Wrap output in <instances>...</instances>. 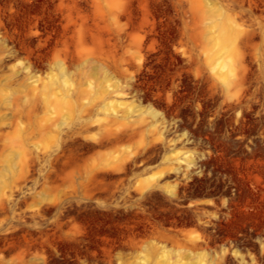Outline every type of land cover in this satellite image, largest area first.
<instances>
[{"label":"rangeland","instance_id":"obj_1","mask_svg":"<svg viewBox=\"0 0 264 264\" xmlns=\"http://www.w3.org/2000/svg\"><path fill=\"white\" fill-rule=\"evenodd\" d=\"M0 264H264V0H0Z\"/></svg>","mask_w":264,"mask_h":264},{"label":"bare ground","instance_id":"obj_2","mask_svg":"<svg viewBox=\"0 0 264 264\" xmlns=\"http://www.w3.org/2000/svg\"><path fill=\"white\" fill-rule=\"evenodd\" d=\"M229 30H230V28H229ZM216 35L217 36H215L214 42L223 49L225 47V45L222 43V39L225 40L226 38H228V35L223 30H218V33Z\"/></svg>","mask_w":264,"mask_h":264}]
</instances>
